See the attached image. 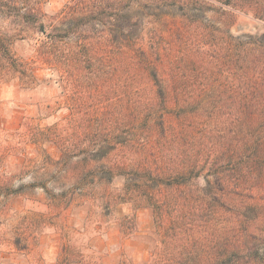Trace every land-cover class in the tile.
Wrapping results in <instances>:
<instances>
[{"label": "trees", "instance_id": "trees-1", "mask_svg": "<svg viewBox=\"0 0 264 264\" xmlns=\"http://www.w3.org/2000/svg\"><path fill=\"white\" fill-rule=\"evenodd\" d=\"M47 3L0 0V84L57 76L64 102L48 117L67 116L27 127L60 159L30 163L0 194L40 188L58 210L94 203L106 217L120 201L135 211L128 236L149 210L145 264H264V33H232L242 14L264 21L263 5L71 0L48 15ZM24 40L35 57L16 52Z\"/></svg>", "mask_w": 264, "mask_h": 264}, {"label": "rangeland", "instance_id": "rangeland-1", "mask_svg": "<svg viewBox=\"0 0 264 264\" xmlns=\"http://www.w3.org/2000/svg\"><path fill=\"white\" fill-rule=\"evenodd\" d=\"M70 1L48 0L45 10L48 15H55ZM255 1L264 7V0ZM243 24L249 27L241 30ZM258 25L262 27L256 28ZM232 33L263 34L264 21L254 14H242ZM15 50L20 57L30 59L36 56L37 45L18 41ZM39 75L44 82L34 88H25L18 81L0 84V187L32 162L47 156L54 161L60 159L56 145L34 140L27 127L45 128L68 114L64 110L57 117H48V106L56 109L58 102H64V88L48 70ZM32 182L30 176L16 179L12 189ZM114 189L119 193L118 184ZM49 190H55L54 186H49ZM29 191L32 196L0 194V264H145L150 259L157 239L151 211L139 212L138 229L128 236L122 222L135 211L120 201L106 217L98 213L102 209L94 203L62 211L54 208L48 190Z\"/></svg>", "mask_w": 264, "mask_h": 264}, {"label": "water", "instance_id": "water-1", "mask_svg": "<svg viewBox=\"0 0 264 264\" xmlns=\"http://www.w3.org/2000/svg\"><path fill=\"white\" fill-rule=\"evenodd\" d=\"M248 27H249L248 25L243 24V25L240 26V29H241V30H245V29H247ZM257 27H258V28H261L262 26H261V25H258V26H256V28H257Z\"/></svg>", "mask_w": 264, "mask_h": 264}]
</instances>
